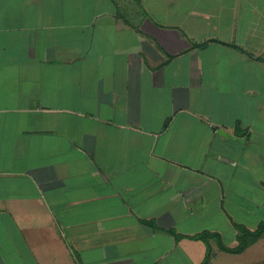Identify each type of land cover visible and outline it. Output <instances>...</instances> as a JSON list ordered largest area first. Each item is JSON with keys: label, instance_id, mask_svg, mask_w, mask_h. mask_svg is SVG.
Masks as SVG:
<instances>
[{"label": "crops", "instance_id": "1", "mask_svg": "<svg viewBox=\"0 0 264 264\" xmlns=\"http://www.w3.org/2000/svg\"><path fill=\"white\" fill-rule=\"evenodd\" d=\"M260 223L264 0H0V264H228Z\"/></svg>", "mask_w": 264, "mask_h": 264}, {"label": "trees", "instance_id": "2", "mask_svg": "<svg viewBox=\"0 0 264 264\" xmlns=\"http://www.w3.org/2000/svg\"><path fill=\"white\" fill-rule=\"evenodd\" d=\"M213 236L215 235L210 233H202L197 235L196 237L202 239L204 242L208 244V238ZM262 236H264V223H260L255 230H249L245 227H240L237 234L238 244L235 248H227L226 246H224L220 241L218 235H217V240L222 250L232 253H239L245 250L249 245L255 243ZM209 254H210V247L208 245L207 255Z\"/></svg>", "mask_w": 264, "mask_h": 264}, {"label": "rangeland", "instance_id": "3", "mask_svg": "<svg viewBox=\"0 0 264 264\" xmlns=\"http://www.w3.org/2000/svg\"><path fill=\"white\" fill-rule=\"evenodd\" d=\"M255 243L256 245H254V247H251L245 251L244 257L241 258L242 261L232 259V260H229L227 263L228 264H241L242 262H245V264H253V262L252 263L250 262L253 260L257 262L256 264H264V236L260 237ZM209 258H210V255H207L206 258H204V261H206L204 264H211V262L209 263V260H210Z\"/></svg>", "mask_w": 264, "mask_h": 264}]
</instances>
